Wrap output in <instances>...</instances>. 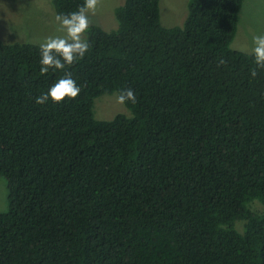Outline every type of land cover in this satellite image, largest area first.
I'll use <instances>...</instances> for the list:
<instances>
[{"label": "trees", "instance_id": "1", "mask_svg": "<svg viewBox=\"0 0 264 264\" xmlns=\"http://www.w3.org/2000/svg\"><path fill=\"white\" fill-rule=\"evenodd\" d=\"M57 14L84 0H51ZM244 0H125L83 58L40 72L0 39V264H264V66L232 49ZM65 73L73 101L37 104ZM131 89L132 117L95 118Z\"/></svg>", "mask_w": 264, "mask_h": 264}, {"label": "rangeland", "instance_id": "2", "mask_svg": "<svg viewBox=\"0 0 264 264\" xmlns=\"http://www.w3.org/2000/svg\"><path fill=\"white\" fill-rule=\"evenodd\" d=\"M190 0H160L161 23L165 27L182 26L188 15ZM125 0H96L94 10L87 11L89 27L98 25L116 30L115 10ZM51 0H0V39L6 43H32L40 45L46 38L63 35L58 31ZM264 35V0H244L239 14L238 30L232 49L253 53V37ZM86 33L82 39L86 40ZM117 93L104 94L96 99L95 118L109 121L117 115L132 117L124 103L117 101ZM8 183L0 178V212L9 210Z\"/></svg>", "mask_w": 264, "mask_h": 264}, {"label": "clouds", "instance_id": "3", "mask_svg": "<svg viewBox=\"0 0 264 264\" xmlns=\"http://www.w3.org/2000/svg\"><path fill=\"white\" fill-rule=\"evenodd\" d=\"M96 0H84L78 10L67 15L57 14L58 31L63 35L52 36L40 43V72L47 73L52 70H63L66 65H71L76 58H83L88 50V43L82 35L89 28L87 11L94 10ZM252 49L254 61L257 66H264V35L253 37ZM81 88L70 74L65 75L50 85L45 93L36 97L37 104L51 102L59 105L73 101L80 94ZM135 102V95L131 89L123 91L117 96L119 103L125 101Z\"/></svg>", "mask_w": 264, "mask_h": 264}]
</instances>
